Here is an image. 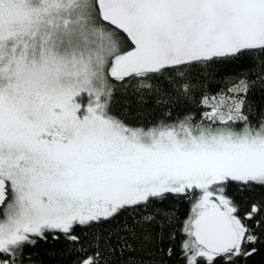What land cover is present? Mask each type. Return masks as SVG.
I'll list each match as a JSON object with an SVG mask.
<instances>
[{"label": "snow or ice", "instance_id": "snow-or-ice-1", "mask_svg": "<svg viewBox=\"0 0 264 264\" xmlns=\"http://www.w3.org/2000/svg\"><path fill=\"white\" fill-rule=\"evenodd\" d=\"M0 264H264V0H0Z\"/></svg>", "mask_w": 264, "mask_h": 264}]
</instances>
